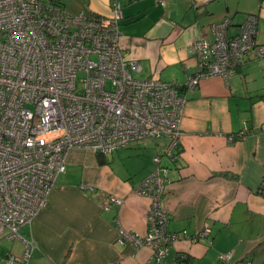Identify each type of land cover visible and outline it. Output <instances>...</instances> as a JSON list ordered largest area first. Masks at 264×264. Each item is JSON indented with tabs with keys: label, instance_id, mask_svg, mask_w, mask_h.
<instances>
[{
	"label": "crops",
	"instance_id": "crops-1",
	"mask_svg": "<svg viewBox=\"0 0 264 264\" xmlns=\"http://www.w3.org/2000/svg\"><path fill=\"white\" fill-rule=\"evenodd\" d=\"M50 1L71 14L111 10V0ZM119 2L123 53L138 60L139 79L156 74L183 84L198 71L192 44L200 38L213 42L212 26L224 19L232 37L255 15V38L264 44V0ZM184 94L173 160L163 155L165 138L133 142L103 157L88 149L68 152L47 205L20 232L37 245L26 264H154L149 247L117 241L116 220L139 235L147 232L149 200L134 188L155 169L156 154L167 168L162 196L167 229L194 234L204 225L210 228L195 242L172 241L163 264H228L218 259L223 252H231L233 262L264 264V195L257 191L264 180V58L244 61L227 77H202ZM109 195L122 198L121 205L105 207ZM22 251L21 240L0 238V264ZM181 256L188 260L180 262Z\"/></svg>",
	"mask_w": 264,
	"mask_h": 264
},
{
	"label": "built area",
	"instance_id": "built-area-1",
	"mask_svg": "<svg viewBox=\"0 0 264 264\" xmlns=\"http://www.w3.org/2000/svg\"><path fill=\"white\" fill-rule=\"evenodd\" d=\"M122 17L119 0H111L108 15L71 14L50 0H0V238L23 243L22 254L8 256L6 264L31 258L36 242L20 232L47 205L71 149L107 154L165 138L163 155L173 160L182 135L184 90L195 88L202 77H227L244 61L264 58L255 15H248L232 37L224 19L212 26L213 42L200 38L192 44L198 71L183 84L156 74L139 79L134 76L138 60L123 53ZM161 158L153 156L155 169L134 188L149 200L147 232L129 231L115 219L117 241L149 247L154 264H163L172 241L195 242L210 233L207 225L194 234L167 229L162 205L167 168ZM257 191L264 195V180ZM121 203L109 195L105 207ZM218 259L252 264L233 262L231 252L219 253Z\"/></svg>",
	"mask_w": 264,
	"mask_h": 264
},
{
	"label": "trees",
	"instance_id": "trees-1",
	"mask_svg": "<svg viewBox=\"0 0 264 264\" xmlns=\"http://www.w3.org/2000/svg\"><path fill=\"white\" fill-rule=\"evenodd\" d=\"M178 153H179V150H178ZM97 155H98V157H103V155L101 154V153H97ZM188 260V258H183L182 256H181V258H180V262H182V261H184V262H186Z\"/></svg>",
	"mask_w": 264,
	"mask_h": 264
},
{
	"label": "rangeland",
	"instance_id": "rangeland-1",
	"mask_svg": "<svg viewBox=\"0 0 264 264\" xmlns=\"http://www.w3.org/2000/svg\"><path fill=\"white\" fill-rule=\"evenodd\" d=\"M158 140H163V139H158Z\"/></svg>",
	"mask_w": 264,
	"mask_h": 264
}]
</instances>
